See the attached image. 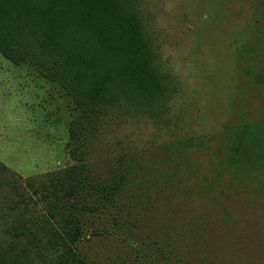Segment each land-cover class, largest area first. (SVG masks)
Listing matches in <instances>:
<instances>
[{"label":"rangeland","instance_id":"374dc122","mask_svg":"<svg viewBox=\"0 0 264 264\" xmlns=\"http://www.w3.org/2000/svg\"><path fill=\"white\" fill-rule=\"evenodd\" d=\"M133 2L177 89L160 118L85 124L75 157L71 97L0 54V264H62L71 248L110 264H264V130L236 132L247 157L222 171L228 128L264 121V0ZM125 155L149 181L118 198L130 213L98 215L90 182Z\"/></svg>","mask_w":264,"mask_h":264},{"label":"trees","instance_id":"16d2710c","mask_svg":"<svg viewBox=\"0 0 264 264\" xmlns=\"http://www.w3.org/2000/svg\"><path fill=\"white\" fill-rule=\"evenodd\" d=\"M0 54L14 66L33 69L71 97L75 113L68 123L67 150L73 157L85 124L95 127L114 111L160 118L177 89L133 0H0ZM250 126L228 128L232 149L223 172L235 173L247 157L245 146L237 149L239 134L235 133L242 132L243 142L255 139L258 130H264V121L246 133ZM260 154L264 158L261 146ZM72 168L81 175L84 165ZM144 169L135 156L125 155L106 178L92 179L94 212L99 215L106 209L109 216L110 209L117 208L130 213L131 206L122 207L117 200L147 185ZM112 215L113 220L118 216ZM130 222L128 230L133 233L138 224ZM62 264L110 263L87 259L71 248Z\"/></svg>","mask_w":264,"mask_h":264}]
</instances>
